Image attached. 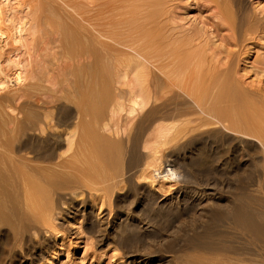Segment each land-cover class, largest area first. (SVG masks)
Here are the masks:
<instances>
[{"label":"rangeland","instance_id":"rangeland-1","mask_svg":"<svg viewBox=\"0 0 264 264\" xmlns=\"http://www.w3.org/2000/svg\"><path fill=\"white\" fill-rule=\"evenodd\" d=\"M29 2L36 15H18L28 22L24 48L3 45L7 57H30L31 75L16 94L22 97L17 103L33 112L28 120L18 111L10 113L21 120L16 146H43L59 135L61 139L75 123L70 117L61 124L62 110L97 104L105 88L127 104L128 89L145 90L149 82L159 91L163 87L167 105V120L157 123L178 126L180 133L158 149L154 160L142 153L164 177L143 184L133 176L136 167L128 168V148L104 155L89 140L81 162L76 166L72 156L68 171H115L117 166L124 191L114 189L102 206L96 200L107 184L100 177L94 184L57 192L52 228L40 226L42 230L25 234L15 244L7 227L0 226V264H194L198 257L183 242L182 227L189 230L188 222L201 209L233 204L258 213L264 222V0H235L228 11L219 0ZM90 23L103 27L97 61L87 53L81 32ZM87 63L99 66L92 78L86 74ZM128 68L130 74L131 68L142 74L133 78ZM89 78L95 80L93 86ZM29 92L35 97L27 100L23 96ZM142 114L127 127L120 115L117 123L125 130V140L126 133L136 132ZM20 154L29 159L36 155L30 149ZM32 160L35 164L38 159ZM178 227L182 236L181 231L176 234ZM243 244L245 264H264V240L258 248Z\"/></svg>","mask_w":264,"mask_h":264},{"label":"bare ground","instance_id":"bare-ground-1","mask_svg":"<svg viewBox=\"0 0 264 264\" xmlns=\"http://www.w3.org/2000/svg\"><path fill=\"white\" fill-rule=\"evenodd\" d=\"M86 1L87 5L92 3L91 0ZM219 1L223 4L225 11H228L227 7H231L235 2V0ZM40 6L42 5L40 4ZM102 6L103 5H99V7ZM23 13L24 15H36V7L30 3L29 0L28 2L22 0H13V3H11L10 0H2L0 2V93H3L0 98V226L1 228L7 227L10 236H12V241L15 244L24 237L25 234L37 233L44 225L45 229L46 226H49V229L53 227L56 213V204L54 205L55 201L53 198L57 195V192L68 191L69 188L73 190V187H76L79 183L85 184L86 182L88 184H94V178L100 177V179H103L107 184H105V191L102 192L103 195L101 194L102 196H100L99 194L98 200H96L100 201L102 206L104 201L106 202V200L109 199L114 189L119 191L123 190L124 187L120 179L123 173L117 166H115V171H93L92 169V171H68L72 156H74L73 159L75 164L81 162L80 159L82 158L83 152L86 151V145L89 140L97 142L100 146V152H103L104 155L110 152L112 153V151L120 152L128 148L131 154L129 159L127 157L128 168L133 169L136 167V173H133V176L143 184L144 182L153 183L156 179L162 181L164 177L163 175L159 176L156 174L159 168L154 169V164H151V166L146 156L142 159L144 156L142 153L145 154L147 152L146 154H149V157L152 156L151 158L153 159L158 149L162 148L161 146L165 147L164 145L172 141L180 133L179 128H177L178 126L157 123L160 120H167V113L165 112L167 105L165 101L162 100L164 90L162 87L163 92L161 90L159 91L155 83L151 84L149 82L146 84L145 77L141 75V77L144 78L142 85L146 84L147 88L144 86L143 88H145V90L141 88L137 89L138 87H135L137 90H134V87L133 89L129 88L128 93L126 92L128 95V105L118 102L117 99H119V94L117 95L118 97H116L105 88V90L97 95L95 100L97 104L91 106L76 105L74 111L68 108L62 110L60 123L63 124L65 119L68 120L70 117L75 119V123L74 130L65 132L63 135L61 134V139L59 135L57 137L58 139L55 137V139L50 138L52 142L45 143L43 146H36L31 143V147L29 148L26 147V144L22 143L16 146L14 144L16 142L14 134L20 132L19 130L21 127L19 122L21 120L18 121L15 117L10 115V113L18 111L17 114H21L24 120H28L30 116L32 118L33 112L25 110L23 106L17 103L22 97L16 94L18 88L25 83V76L31 75L30 70H27L30 57L27 55L28 58H24V54L7 57L6 52L3 50V45L9 42L24 48L23 33L26 32L25 27L28 22L18 16ZM37 18L39 17L36 16V20ZM81 32L87 45V53L94 57L96 61L99 60L100 49L98 42L102 37L103 27L90 23V25L85 26ZM70 38L71 34H69V39ZM66 40V42H69L68 36H66ZM5 65L11 67V70H6L4 68ZM98 67V65L87 63V69L85 70L86 74L88 76L90 75V77L91 75L94 76L98 72ZM132 69L133 68L130 69L131 74L129 68L127 72L134 78L135 75L137 76L139 74L141 69H139V71ZM90 80L89 84L91 85L95 80ZM137 81L136 79V82ZM140 82L141 81H139V84L136 83V85L140 86ZM35 86L36 85H31L30 87L34 89ZM23 97L29 100L33 99L35 96L29 92ZM140 113L143 114L141 120L138 116L140 122L137 123L136 132L132 136H130L131 132L126 133L125 140L124 128L122 130V125H120L121 122L117 123L120 119V115L124 114L123 118H125V126L127 127L135 119V116L137 114L140 115ZM45 116L47 117L49 115L45 114ZM154 123H157L159 126L157 125L155 127ZM151 127L152 129L154 128L151 130V133L153 131L152 137H150V135L148 136L147 133ZM40 129H42V127ZM40 132L43 133L44 131L40 130ZM25 149H30V151L36 153L33 157L38 160L41 159V161L37 160L36 163L38 162V164H34L35 161L33 162V157L29 159L25 154H20L22 151H25ZM121 162L122 161L119 163ZM123 164H125V159ZM123 164L121 165L123 166ZM121 165L119 164V166ZM137 180L136 182H138ZM128 182L129 180L127 184L130 183ZM79 186L81 185L79 184L78 187ZM99 191L101 190L99 189ZM72 194L74 196H79V193L75 190L72 191ZM244 208L245 207H235V205L231 204V206L216 205L210 209H201V211L192 218L190 223L188 222L189 230L185 227L186 231H184V227H182L184 232L183 242L191 246L192 253L198 257H196L197 259H193L194 264H245L243 258L245 243L243 244V242L255 244V247H257L259 243L264 240V222L258 213H252ZM52 230L54 231V229ZM176 231V234L180 231V234L183 233L181 227H178ZM171 239L170 242L168 240L170 246Z\"/></svg>","mask_w":264,"mask_h":264}]
</instances>
